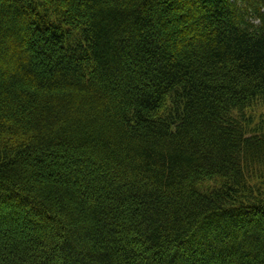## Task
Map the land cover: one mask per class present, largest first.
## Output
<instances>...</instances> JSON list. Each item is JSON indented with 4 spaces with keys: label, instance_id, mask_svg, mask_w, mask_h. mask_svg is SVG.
I'll list each match as a JSON object with an SVG mask.
<instances>
[{
    "label": "trees",
    "instance_id": "trees-1",
    "mask_svg": "<svg viewBox=\"0 0 264 264\" xmlns=\"http://www.w3.org/2000/svg\"><path fill=\"white\" fill-rule=\"evenodd\" d=\"M0 264H264V0H0Z\"/></svg>",
    "mask_w": 264,
    "mask_h": 264
}]
</instances>
